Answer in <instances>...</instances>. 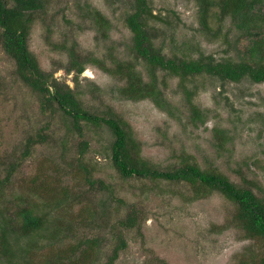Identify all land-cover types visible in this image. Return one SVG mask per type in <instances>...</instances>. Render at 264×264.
Masks as SVG:
<instances>
[{
  "label": "rangeland",
  "instance_id": "obj_1",
  "mask_svg": "<svg viewBox=\"0 0 264 264\" xmlns=\"http://www.w3.org/2000/svg\"><path fill=\"white\" fill-rule=\"evenodd\" d=\"M46 2L47 9L32 17L30 52L54 79L79 91L86 110L125 122L149 165L170 170L196 163L225 174L241 187L251 182L257 192L258 187L264 189V83L248 78L240 83L223 82L207 74L182 79L159 70L156 73L168 113L150 100H125L118 90L123 79L94 64L76 78L74 72L65 70L68 54L60 50L66 44L101 61L111 54L134 60L132 33L125 22L134 11L132 0ZM88 4L108 18L107 39L97 32L94 22L85 19ZM149 7L151 31L167 56L176 53L179 58L196 60L204 54L218 61L239 58L234 43L242 33L227 20L218 34L215 17L210 19L213 31L204 33L195 0H149ZM54 45L62 48L54 49ZM139 69L145 78L152 71L141 62ZM191 103L200 110L199 117L193 114ZM81 127L82 135L57 107L44 109L0 46V179L23 157L29 138L47 136L45 142L31 147L0 198V206L12 212L31 208L47 220L34 236L36 243L29 238L18 240L19 230L10 235L14 261L75 264L79 253L61 255L71 239L99 234L102 244L96 250L97 258L86 264H105L122 233L128 247L116 264H151L154 261L146 262L152 257L169 264H264V241L252 239L236 225V204L219 192L201 190L199 194L183 182L125 179L112 162L115 138L109 128L85 122ZM216 129L227 137L226 145L219 144ZM83 142L89 144L85 152ZM90 180L102 181L108 189L99 183L92 186ZM133 209L138 225L127 230L120 222ZM59 221L72 232L55 241L51 233ZM2 250L0 245V264H9Z\"/></svg>",
  "mask_w": 264,
  "mask_h": 264
},
{
  "label": "trees",
  "instance_id": "obj_2",
  "mask_svg": "<svg viewBox=\"0 0 264 264\" xmlns=\"http://www.w3.org/2000/svg\"><path fill=\"white\" fill-rule=\"evenodd\" d=\"M198 5L199 22L204 33H211L210 19L215 17L219 21L220 28L216 31L221 33L224 23L230 20L231 25L242 34L234 43L237 59L216 60L212 56L199 54L196 60L179 58L176 53L167 56L163 49L156 44V37L151 31L149 15L152 11L149 0H132L134 11L126 17V26L132 33L134 46L132 55L134 60L118 59L114 54L107 61L99 60L95 56H83L75 46L62 47L54 45V49H61L68 54L66 71L68 74L75 73L79 78L88 65L94 64L125 81L119 88V95L125 100L143 101L150 100L156 107L164 112H169V104L159 86L157 71H165L182 79L207 74L219 80L240 83L248 78L257 84L264 83V0H195ZM89 5V4H88ZM47 9L46 0H0V46L8 57L16 64L17 75L21 80L37 94L42 107L58 108L66 116L72 119L74 128L78 134H83L81 122L96 126L106 125L114 136L112 143V162L115 169L125 179L141 178L151 180H164L176 183H187L197 189V193L204 190L219 192L226 199L236 204L239 209L237 214V226L247 233L252 239L258 238L264 241V189L258 187H241L221 172L202 169L196 163H186L181 167L170 170H159L149 165L140 155L138 142L128 131L127 124L115 116L92 113L83 107L81 94L67 84L54 79V74L46 72L29 50V38L33 15ZM215 9L218 12H215ZM85 19L94 22L97 32L104 39L108 38L110 22L100 9L91 5L85 9ZM72 43H74L72 41ZM145 64L147 71L152 70L148 77L143 76L139 64ZM138 65V66H137ZM110 66V67H109ZM62 68V67H60ZM188 102L192 97L188 94ZM193 114L199 117L201 114L192 103ZM169 109V110H168ZM194 117V118H196ZM202 120V119H201ZM216 139L221 146L226 145L228 139L219 130H215ZM47 139L44 134L37 138H29L26 151L19 162H14L7 170V176L0 179V198L3 189L11 181L20 163L30 155L31 147L37 143H43ZM82 151H87L88 142L82 143ZM246 181V180H245ZM92 186L99 183L104 190L108 187L101 181L90 180ZM101 190V189H100ZM203 190L202 192H200ZM3 199V198H2ZM1 199V200H2ZM0 200V201H1ZM6 206H0V245L2 256L9 264H19L13 259L16 255L10 250L9 237L19 230L22 238H29L32 242L35 234L45 228L46 216H38L31 208H20L15 212ZM139 217L133 209L120 224L129 230L138 225ZM52 239L61 240L63 234L71 233L72 230L59 221L53 228ZM72 236L76 237L73 233ZM113 253L108 257L105 264H116L121 253L128 247L122 233L117 236ZM102 244L99 234H93L84 239H78L68 243L63 254L67 257L78 254L75 264H86L97 258L96 250ZM31 247V245H30ZM53 254H50L52 257ZM62 257V256H60ZM152 257L146 263L169 264L167 261L158 259L155 262ZM90 264V263H89Z\"/></svg>",
  "mask_w": 264,
  "mask_h": 264
}]
</instances>
